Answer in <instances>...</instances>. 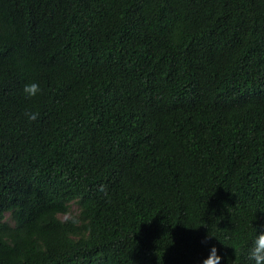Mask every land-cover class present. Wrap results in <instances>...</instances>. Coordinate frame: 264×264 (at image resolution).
I'll return each instance as SVG.
<instances>
[{
  "label": "trees",
  "instance_id": "trees-1",
  "mask_svg": "<svg viewBox=\"0 0 264 264\" xmlns=\"http://www.w3.org/2000/svg\"><path fill=\"white\" fill-rule=\"evenodd\" d=\"M260 226L264 0H0V264H253Z\"/></svg>",
  "mask_w": 264,
  "mask_h": 264
},
{
  "label": "clouds",
  "instance_id": "clouds-1",
  "mask_svg": "<svg viewBox=\"0 0 264 264\" xmlns=\"http://www.w3.org/2000/svg\"><path fill=\"white\" fill-rule=\"evenodd\" d=\"M41 89L42 85L40 81L33 79L24 85L23 92L26 96L32 97L41 91ZM25 114L28 119H36L40 113L32 107H26ZM210 238L211 236L206 235L204 240L207 241ZM217 253L218 249L216 245L212 244L207 257L202 259L201 264H220L223 257ZM247 255L253 264H264V226L255 228V233L248 247Z\"/></svg>",
  "mask_w": 264,
  "mask_h": 264
},
{
  "label": "rangeland",
  "instance_id": "rangeland-1",
  "mask_svg": "<svg viewBox=\"0 0 264 264\" xmlns=\"http://www.w3.org/2000/svg\"><path fill=\"white\" fill-rule=\"evenodd\" d=\"M71 213L77 215L79 213V208L77 205H73L71 208Z\"/></svg>",
  "mask_w": 264,
  "mask_h": 264
}]
</instances>
